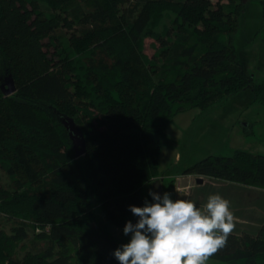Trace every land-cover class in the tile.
I'll list each match as a JSON object with an SVG mask.
<instances>
[{
    "label": "trees",
    "instance_id": "trees-1",
    "mask_svg": "<svg viewBox=\"0 0 264 264\" xmlns=\"http://www.w3.org/2000/svg\"><path fill=\"white\" fill-rule=\"evenodd\" d=\"M243 8V0H0V83L10 74L15 85L9 95L0 88V215L12 222L10 233L0 229V264H120L115 231L138 221L130 206L154 202L143 188L160 175L168 121L246 90L264 105V79L253 81L232 42ZM64 117L84 134L78 157ZM181 173L264 188V154H208ZM210 258L264 264V221L254 233L232 232Z\"/></svg>",
    "mask_w": 264,
    "mask_h": 264
},
{
    "label": "rangeland",
    "instance_id": "rangeland-1",
    "mask_svg": "<svg viewBox=\"0 0 264 264\" xmlns=\"http://www.w3.org/2000/svg\"><path fill=\"white\" fill-rule=\"evenodd\" d=\"M243 2L244 8L239 15V25L232 34V42L244 69L253 81H258L264 79V0ZM156 47L157 42L153 38H145L144 51L148 56H152ZM7 76L3 74L1 77L0 84L5 87ZM160 143L158 170L159 176H163L165 181L175 174H182L184 166L208 154L230 155L235 149L264 154V105L252 101L250 90H246L202 111L192 108L179 112L168 121ZM175 178L172 180L174 188ZM193 180L196 183L195 178ZM0 181L7 183V177L1 169ZM143 191L152 192L150 184L144 186ZM181 191L185 194L187 188ZM105 226L108 227V224L105 223ZM11 227L12 222L0 215V229L10 233ZM115 233L123 244L130 242L131 233L125 235L122 229H116ZM28 243L29 240L21 241L17 247L19 255L22 253L19 251H23Z\"/></svg>",
    "mask_w": 264,
    "mask_h": 264
},
{
    "label": "clouds",
    "instance_id": "clouds-1",
    "mask_svg": "<svg viewBox=\"0 0 264 264\" xmlns=\"http://www.w3.org/2000/svg\"><path fill=\"white\" fill-rule=\"evenodd\" d=\"M149 194L154 202L130 206L139 219L124 226L131 239L113 253L120 264H207L235 228L230 201L220 194L210 195L202 209L167 192Z\"/></svg>",
    "mask_w": 264,
    "mask_h": 264
},
{
    "label": "crops",
    "instance_id": "crops-1",
    "mask_svg": "<svg viewBox=\"0 0 264 264\" xmlns=\"http://www.w3.org/2000/svg\"><path fill=\"white\" fill-rule=\"evenodd\" d=\"M177 157L178 154L176 155ZM188 165L190 164L186 166ZM176 175L174 177H180L183 186H189V191L187 189V193L182 195L175 190L173 185L169 186V181L174 178L173 176H171L169 181H165L163 176H159L161 194L163 195L165 192L169 193L174 201L177 199L191 200L198 209L203 208L210 195L220 194L223 198L230 201V210L235 217V228L232 232L248 231L254 233L258 230L262 221H264V188L213 179L206 176H199L203 178V181L199 183L197 182L198 176L196 175ZM193 178H195L196 183ZM148 184H150V189L154 192L152 181ZM209 259L207 264H224L218 260Z\"/></svg>",
    "mask_w": 264,
    "mask_h": 264
},
{
    "label": "water",
    "instance_id": "water-1",
    "mask_svg": "<svg viewBox=\"0 0 264 264\" xmlns=\"http://www.w3.org/2000/svg\"><path fill=\"white\" fill-rule=\"evenodd\" d=\"M0 88L4 95H9L15 91L14 81L10 74L6 79V87L3 84H0ZM62 122L68 131V135L72 142L75 155L77 157L82 155L85 152V137L82 130L71 117H64ZM201 181L202 178L198 177L197 182L200 183ZM152 185L154 186V192L161 195L159 179L155 180Z\"/></svg>",
    "mask_w": 264,
    "mask_h": 264
},
{
    "label": "built area",
    "instance_id": "built-area-1",
    "mask_svg": "<svg viewBox=\"0 0 264 264\" xmlns=\"http://www.w3.org/2000/svg\"><path fill=\"white\" fill-rule=\"evenodd\" d=\"M175 188L177 189V190H179L178 192L179 193H182V191L181 190H183V189H188V185L187 186H183L182 184H181V181H180V178L179 177H176L175 178ZM185 193V192H184ZM183 194V193H182Z\"/></svg>",
    "mask_w": 264,
    "mask_h": 264
}]
</instances>
